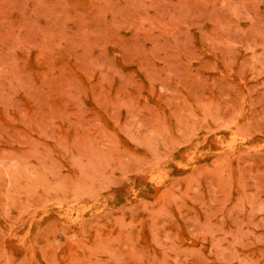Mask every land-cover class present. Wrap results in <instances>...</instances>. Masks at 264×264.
I'll use <instances>...</instances> for the list:
<instances>
[{
    "label": "rangeland",
    "instance_id": "rangeland-1",
    "mask_svg": "<svg viewBox=\"0 0 264 264\" xmlns=\"http://www.w3.org/2000/svg\"><path fill=\"white\" fill-rule=\"evenodd\" d=\"M0 264H264V0H0Z\"/></svg>",
    "mask_w": 264,
    "mask_h": 264
}]
</instances>
